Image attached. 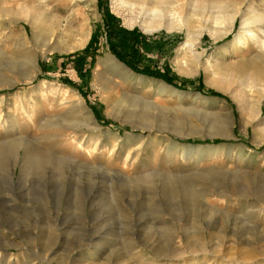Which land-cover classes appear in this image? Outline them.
Returning <instances> with one entry per match:
<instances>
[{
  "label": "rangeland",
  "instance_id": "374dc122",
  "mask_svg": "<svg viewBox=\"0 0 264 264\" xmlns=\"http://www.w3.org/2000/svg\"><path fill=\"white\" fill-rule=\"evenodd\" d=\"M212 1L192 7L194 61L112 0H0V264H264V92L244 77L264 47L232 44L241 17L206 20ZM35 54L31 82L1 84Z\"/></svg>",
  "mask_w": 264,
  "mask_h": 264
},
{
  "label": "bare ground",
  "instance_id": "6f19581e",
  "mask_svg": "<svg viewBox=\"0 0 264 264\" xmlns=\"http://www.w3.org/2000/svg\"><path fill=\"white\" fill-rule=\"evenodd\" d=\"M206 1L207 0H112V4L114 10L121 14L127 23L130 25H138L143 31L147 33L165 31L171 34L177 32L181 35H184L186 37L184 46L185 48L187 47L186 49H188L191 58L195 61L200 56V52L195 49L197 45L193 41V35L191 33L192 31L190 26L193 16L191 11L192 7H206ZM255 3V0H249L246 8L243 9L240 6H236L234 2L231 4L230 1L225 3L217 0L212 1L210 6L214 11L211 12L206 20H212L213 22H216L224 16H226V18L229 16V18L231 17V19H234V16L239 15L243 22V26L237 31L232 44H236L237 46L242 45L244 43L242 36L248 35L257 41H260L264 47V14L258 11L259 6H256ZM26 20L32 24V27H35L38 18H28ZM205 28L210 33H213V31L216 30L215 26L213 25L210 27H207L206 25ZM35 35L36 33H34V36ZM44 46L51 47L52 44L50 42H46ZM39 54L43 56L45 54V49H40ZM262 56H256L255 59L262 60L264 58V56ZM37 58V54L33 55V57L30 56L28 63H30L31 69L28 72L25 71V73H27L25 75L23 74V76L21 75L22 77L20 79L13 78L9 81L5 80L6 82L4 81L5 83L3 82L1 84L5 86H12L16 84L18 80H22L23 82L27 83H29V81L31 82L38 71L36 63ZM203 69L205 72H207V67ZM244 77L249 84V89L253 88L260 93L264 92V67H262L261 70L258 69V71H248L245 73ZM217 84L220 88H227L220 82ZM160 86L168 87L165 84H160ZM174 91L177 92L178 90ZM232 96L234 99L238 100L240 104L245 100L244 95L239 90L234 91ZM73 102L75 103V106L73 105L74 109L77 108L78 113L80 112L85 116L86 124L89 125V127L91 126L90 128H95V118L91 110L84 105V101H82V99L76 93H74ZM7 123L10 125L13 131L14 126L16 125H14L12 119L11 121L9 119ZM4 129L6 130L8 128L4 126ZM200 149H202L201 146L196 147V150Z\"/></svg>",
  "mask_w": 264,
  "mask_h": 264
},
{
  "label": "trees",
  "instance_id": "16d2710c",
  "mask_svg": "<svg viewBox=\"0 0 264 264\" xmlns=\"http://www.w3.org/2000/svg\"><path fill=\"white\" fill-rule=\"evenodd\" d=\"M107 19H110V20H115V18L113 17V15L109 14L107 15ZM110 32V31H109ZM119 34L118 36H120V34H123L125 32V30L123 29H119ZM127 33V32H125ZM111 32L109 33V35H107V38L108 40L110 41L111 40ZM109 47L111 48V51L120 59L122 60L123 62H125V64H127L129 67H131L132 69L134 70H138L135 66V64L130 61L129 59L123 57L122 55H120L117 50L115 49V46L110 44ZM144 74H147V75H151V76H155V77H158V78H161L163 80H165L166 82L170 83V84H174V81L173 79L168 76L167 74H164V73H160V72H156V71H151V70H148V69H142V70H138Z\"/></svg>",
  "mask_w": 264,
  "mask_h": 264
}]
</instances>
